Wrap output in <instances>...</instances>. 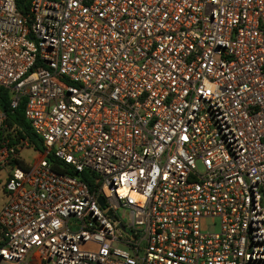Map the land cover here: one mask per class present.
<instances>
[{"label": "built area", "instance_id": "1", "mask_svg": "<svg viewBox=\"0 0 264 264\" xmlns=\"http://www.w3.org/2000/svg\"><path fill=\"white\" fill-rule=\"evenodd\" d=\"M0 85V264H264V0H0Z\"/></svg>", "mask_w": 264, "mask_h": 264}, {"label": "trees", "instance_id": "2", "mask_svg": "<svg viewBox=\"0 0 264 264\" xmlns=\"http://www.w3.org/2000/svg\"><path fill=\"white\" fill-rule=\"evenodd\" d=\"M18 9L26 14L29 12L30 0H16ZM24 100L20 99L15 107L10 104L9 88L0 85V111L4 114L0 123V139H6L8 144L15 145L16 156L12 157V161L18 162L23 166L27 164L19 157V151L23 146H32L36 150L43 148L41 137L31 128L29 121L25 118ZM24 141L26 142L24 144ZM52 160L53 166L58 170H66L74 173L75 170L71 166L62 167L60 161L53 158L52 154L48 155ZM1 234V230H0Z\"/></svg>", "mask_w": 264, "mask_h": 264}, {"label": "rangeland", "instance_id": "3", "mask_svg": "<svg viewBox=\"0 0 264 264\" xmlns=\"http://www.w3.org/2000/svg\"><path fill=\"white\" fill-rule=\"evenodd\" d=\"M1 111H0V123L2 121L1 117ZM22 149V150H21ZM21 153L19 154V157L23 159L24 162H32L35 158L38 157L40 151L34 149L32 146H23L21 148ZM7 165L0 166V168L6 167ZM3 178V171L0 173V179L2 180ZM1 185V184H0ZM0 192H1V186H0ZM217 223V219L215 218H204L202 220L203 227H211L212 225Z\"/></svg>", "mask_w": 264, "mask_h": 264}, {"label": "crops", "instance_id": "4", "mask_svg": "<svg viewBox=\"0 0 264 264\" xmlns=\"http://www.w3.org/2000/svg\"><path fill=\"white\" fill-rule=\"evenodd\" d=\"M22 150V149H21ZM21 150L19 151V154L21 153ZM26 164L30 163V162H25ZM10 167L11 165H7L6 167H3V168H0V173L1 171H3V178L2 180L0 179V186H1V192H0V207L2 206V204L4 203V201L6 200L7 198V192L4 188V182L6 180V177L10 171Z\"/></svg>", "mask_w": 264, "mask_h": 264}, {"label": "water", "instance_id": "5", "mask_svg": "<svg viewBox=\"0 0 264 264\" xmlns=\"http://www.w3.org/2000/svg\"><path fill=\"white\" fill-rule=\"evenodd\" d=\"M99 200H100L101 204H103V199L101 196L99 197Z\"/></svg>", "mask_w": 264, "mask_h": 264}]
</instances>
